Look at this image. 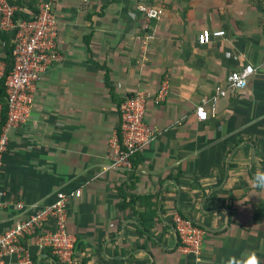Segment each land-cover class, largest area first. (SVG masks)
I'll return each mask as SVG.
<instances>
[{"label": "crops", "instance_id": "0c3cea01", "mask_svg": "<svg viewBox=\"0 0 264 264\" xmlns=\"http://www.w3.org/2000/svg\"><path fill=\"white\" fill-rule=\"evenodd\" d=\"M39 0H22L29 13ZM162 8L150 28L141 2ZM57 53L35 86L30 119L9 130L0 165V236L57 193L68 201L74 262L37 233L2 264H264V0H53ZM225 35L200 43L204 29ZM151 33V37H148ZM0 39V76L4 73ZM4 64V65H3ZM255 67L248 84L196 115L229 73ZM167 81V97L154 95ZM148 91L153 139L131 170L111 167L120 105ZM1 109V105H0ZM1 113V110H0ZM205 230L199 255L181 249L174 215ZM47 227V228H46ZM45 229H54L53 221Z\"/></svg>", "mask_w": 264, "mask_h": 264}, {"label": "built area", "instance_id": "2783aa9c", "mask_svg": "<svg viewBox=\"0 0 264 264\" xmlns=\"http://www.w3.org/2000/svg\"><path fill=\"white\" fill-rule=\"evenodd\" d=\"M37 14H31L30 19H19L14 22L15 6L8 0H0V29L9 30L18 27L15 38L14 66L6 79V93L8 103L7 121L0 126V165L4 152L7 149L8 133L13 127L26 123L31 116L35 101V86L43 72L59 60L57 53L58 25L54 12L53 0H39ZM138 9L145 15L147 29L153 19H160L162 8L141 2ZM34 16V17H33ZM224 29L210 30L204 28L198 34L200 43L210 42L212 37L225 35ZM148 33V37H151ZM264 51V47H263ZM252 64L246 65L241 71H232L228 74L225 83L214 88L211 97L203 99L198 105L196 115L199 120H207L209 109L215 110L218 100L235 89L246 87L249 77L254 73ZM168 95V83L165 81L156 95V103L163 101ZM151 93L139 91L136 95L121 102V121L119 130L111 140L113 156L111 167L121 170H131L133 158L144 145L154 137V130L145 120L146 104ZM77 189L71 193L60 191L56 199L37 209L27 219L6 231L0 236V249L9 246L15 248L19 241L37 233L39 248L51 247L58 257L67 263H73L76 238L68 230V201L71 196H79ZM53 221L54 229H45L48 222ZM176 230L179 236L181 249L188 253L199 255L202 252L205 230L192 219L179 213L174 215ZM47 228V227H46ZM0 264L2 260L0 259ZM20 264H34L29 256L22 257Z\"/></svg>", "mask_w": 264, "mask_h": 264}, {"label": "trees", "instance_id": "16d2710c", "mask_svg": "<svg viewBox=\"0 0 264 264\" xmlns=\"http://www.w3.org/2000/svg\"><path fill=\"white\" fill-rule=\"evenodd\" d=\"M9 4L16 7L14 12L13 20L15 23L18 22L19 19H30L31 12L33 14H37L38 9L37 6L32 7L30 13L24 11V5L22 0H8ZM34 17V16H33ZM18 31V27H14L13 29L4 30L0 29V39L4 42V56L2 57L5 62V70L4 73L0 76V105H1V113H0V126H3L7 121L8 114V103H7V93H6V79L14 66V48H15V38Z\"/></svg>", "mask_w": 264, "mask_h": 264}, {"label": "clouds", "instance_id": "9594fccd", "mask_svg": "<svg viewBox=\"0 0 264 264\" xmlns=\"http://www.w3.org/2000/svg\"><path fill=\"white\" fill-rule=\"evenodd\" d=\"M254 185L264 190V171L255 174ZM225 264H232V258H229ZM239 264H260L255 252L249 253L239 261Z\"/></svg>", "mask_w": 264, "mask_h": 264}, {"label": "rangeland", "instance_id": "374dc122", "mask_svg": "<svg viewBox=\"0 0 264 264\" xmlns=\"http://www.w3.org/2000/svg\"><path fill=\"white\" fill-rule=\"evenodd\" d=\"M2 63L3 62H1V60H0V68H1V71H2V67H4V66H2ZM4 65V64H3Z\"/></svg>", "mask_w": 264, "mask_h": 264}]
</instances>
